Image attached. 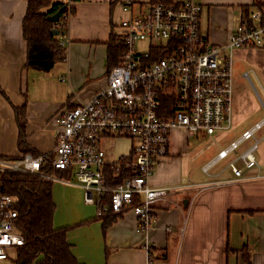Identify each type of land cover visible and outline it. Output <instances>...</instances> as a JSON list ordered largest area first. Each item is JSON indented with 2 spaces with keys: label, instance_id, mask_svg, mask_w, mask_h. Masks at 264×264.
Masks as SVG:
<instances>
[{
  "label": "crops",
  "instance_id": "obj_1",
  "mask_svg": "<svg viewBox=\"0 0 264 264\" xmlns=\"http://www.w3.org/2000/svg\"><path fill=\"white\" fill-rule=\"evenodd\" d=\"M196 1L203 6L202 32L214 44L225 45L253 0ZM125 2L74 1L65 38L60 36L65 58L54 61L41 45L30 56L23 34L28 0H0V156L23 153L19 111L25 117L29 147L51 153L57 116L105 88L108 45L111 36L116 37L120 19L128 15L123 10ZM228 52L236 70L232 128L196 136L181 128L172 130L169 154L156 163L150 178L152 186L170 187L172 192L156 204L148 230H139L138 218L131 211L99 218L96 206L84 201L79 185L54 181V227L66 229L80 264H147L150 255L156 264H264V130L258 133L262 139L258 166L244 179L204 187L232 176L229 171L220 172L231 156L212 166L209 174L203 167L245 130L264 120V100L244 82L245 73L252 72L264 93V48L236 47ZM237 60L254 63L243 70ZM111 140L113 148L105 147L109 158L130 152L128 139ZM121 140L127 142V149L117 153L116 143Z\"/></svg>",
  "mask_w": 264,
  "mask_h": 264
},
{
  "label": "built area",
  "instance_id": "obj_2",
  "mask_svg": "<svg viewBox=\"0 0 264 264\" xmlns=\"http://www.w3.org/2000/svg\"><path fill=\"white\" fill-rule=\"evenodd\" d=\"M62 1L69 10L61 15L60 27L68 28L74 1ZM133 3L126 0L123 10L128 15L117 24L116 39L123 45L120 61L108 70L105 88L57 116L54 150L0 156V264L12 252L17 258L26 242L18 228L17 198L1 181L4 172L77 184L84 190V201L96 206L99 218L131 211L139 230L146 231L154 222L156 204L172 192L150 183L156 163L169 154L172 130L181 128L196 136L232 128L234 64L228 51L264 48V0L252 1L225 45L214 44L202 32L203 6L196 0L148 2L136 14ZM65 35L66 31L63 39ZM245 76L250 77L249 72ZM263 126L264 120L255 123L203 167L209 174L212 166L231 156L220 172L232 176L204 187L244 179L258 166V133ZM117 138L128 139L131 150L111 159L103 141ZM246 141L251 142L240 150ZM46 167L63 170L66 176H50L43 172ZM109 168L121 176L117 183L108 177ZM147 264H156L151 255Z\"/></svg>",
  "mask_w": 264,
  "mask_h": 264
},
{
  "label": "trees",
  "instance_id": "obj_3",
  "mask_svg": "<svg viewBox=\"0 0 264 264\" xmlns=\"http://www.w3.org/2000/svg\"><path fill=\"white\" fill-rule=\"evenodd\" d=\"M77 1V0H73ZM172 0H150L151 3ZM65 2L62 0H28V8L23 21V34L28 43L30 56L39 45L47 48L50 58L54 61L65 58L66 47L61 44L60 36L67 28L60 27L51 21L49 16L57 12ZM74 11V6L70 7ZM66 10H69L67 7ZM54 29L59 34L53 33ZM123 51V45L111 36L108 45L109 69L118 63ZM20 139L19 145L23 152L38 154L29 147L25 134V117L19 111ZM43 172L53 177L66 176L63 170L50 167ZM107 175L114 183L120 180L112 168L107 169ZM4 189L16 196L19 211L18 228L25 237V244L17 250L18 264H80L71 251L65 228L54 227L55 203L52 196L54 180L39 175L24 172H4L1 175ZM113 217V216H108ZM107 217V218H108Z\"/></svg>",
  "mask_w": 264,
  "mask_h": 264
},
{
  "label": "rangeland",
  "instance_id": "obj_4",
  "mask_svg": "<svg viewBox=\"0 0 264 264\" xmlns=\"http://www.w3.org/2000/svg\"><path fill=\"white\" fill-rule=\"evenodd\" d=\"M145 1H147V2H145V3L136 2L135 4H133L134 13L135 14L138 11L145 10L147 8L148 0H145ZM237 63L239 64V66L241 68H243V70H247V69H251L252 68L254 61L253 60H249V61H246V60L238 61L237 60ZM237 72H238V69H237ZM235 73H236V70H235V64H234V74ZM235 76H236V74L234 75V77ZM244 82H245V84L249 85L252 88V90L256 93L257 96H258V93H259L260 98H262V100H264V93H263V90H262L263 88L261 87V85L259 84V81H257L256 77L253 75L252 72L250 73V77H246ZM260 103H261V101H260ZM263 103L264 102H262L263 115H264V104ZM263 130H264V128L262 130H260L261 131L260 134L263 133ZM261 141H262V139H261ZM203 143L205 144L206 142H203ZM103 145H104V147L107 146V147H109L111 149L114 146V141H112L111 139L105 140V141H103ZM127 145L128 144H127L126 141H123V140L118 141L116 143L117 153L121 152V151H125L127 149ZM2 264H18L17 261H16V256H15L14 252H12L11 258L9 260L2 261Z\"/></svg>",
  "mask_w": 264,
  "mask_h": 264
},
{
  "label": "water",
  "instance_id": "obj_5",
  "mask_svg": "<svg viewBox=\"0 0 264 264\" xmlns=\"http://www.w3.org/2000/svg\"><path fill=\"white\" fill-rule=\"evenodd\" d=\"M66 9V5L64 4L57 12H55L54 14L49 16V19L55 23H57L60 20L61 15L63 14V12ZM53 33L55 35L59 34V30L58 29H54Z\"/></svg>",
  "mask_w": 264,
  "mask_h": 264
}]
</instances>
